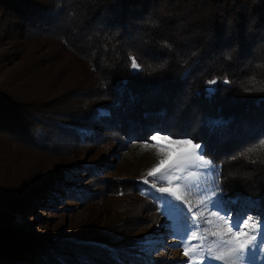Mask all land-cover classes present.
<instances>
[{"label": "trees", "instance_id": "obj_1", "mask_svg": "<svg viewBox=\"0 0 264 264\" xmlns=\"http://www.w3.org/2000/svg\"><path fill=\"white\" fill-rule=\"evenodd\" d=\"M161 7L178 10L191 39L179 41L174 35L176 20H166L151 32L153 42L140 51L150 60L163 59L168 53L155 43L161 38L171 40L184 55L200 48L183 79L175 57L163 74L149 75L143 60L144 68L129 67L126 47L149 32L140 22ZM0 11V37L6 33L23 40L50 39L58 45L60 59L69 57L85 71L79 89L55 101L29 103L0 92V137L31 138L34 143L40 126H53L83 143L97 140L103 128L140 140L157 130L199 137L211 154L219 155L215 160L226 163L220 177L229 197L250 204L253 185L260 191L264 147L257 141L264 138V0H0ZM233 48V60L226 62L223 53ZM216 77L215 85L207 83ZM74 108L77 113L68 111ZM33 114L47 116L46 121H29ZM49 115L59 122L49 123ZM62 172L64 178L70 177ZM58 175L45 183H27L28 190L16 185L11 194L0 193V264H83L80 259L86 254L104 261L94 259L93 264H126L133 253L109 255L95 239L41 248L23 231L16 212L44 196L55 200L54 192L73 187L71 180L60 184L64 178ZM255 198L264 199V194Z\"/></svg>", "mask_w": 264, "mask_h": 264}, {"label": "rangeland", "instance_id": "obj_2", "mask_svg": "<svg viewBox=\"0 0 264 264\" xmlns=\"http://www.w3.org/2000/svg\"><path fill=\"white\" fill-rule=\"evenodd\" d=\"M60 57L58 45H52L50 39L23 40L3 34L0 37V92L29 103L73 95L85 71L69 57ZM77 110L68 111L77 113ZM45 118V115L33 114L29 121L37 123L46 121ZM48 118L49 123L59 122L55 116ZM40 127L41 132L34 131L38 136H33L34 143L31 138L22 137L18 141L17 137L14 140L0 137V193L11 194L19 186L25 190L27 183H45L62 171L70 176L64 178L63 172L58 175L64 178L60 184L71 180L73 187L64 186L69 191L58 190L53 193L55 200L44 196L27 209L16 212L17 223L39 247L54 249L57 244L70 246L67 244L81 239H95L96 244L109 250V255L112 251L133 253L126 264H227V257H216L227 251L226 241L236 234L241 241L255 238V246L241 254L243 259L239 264H264V235L261 234L264 199L255 198L258 193L264 194V183L259 192L253 185L250 204L229 197L226 183L220 177L226 163L215 160L219 155L211 154L203 138L168 133L171 139L199 142L205 153L201 159L211 163L208 167L195 168L194 186L188 191L177 188L181 200L176 201V207L166 208L161 198L168 194L158 189L176 188V184L159 183L148 172L167 159V154L150 137L167 132L157 130L140 140L131 134L103 128L97 140L83 143L53 126ZM257 144L264 147V138ZM247 167L251 168L249 164ZM179 174L191 182L186 172ZM146 179L148 183L144 182ZM180 204L183 208L178 207ZM225 213H230L231 219ZM186 231L192 234L183 240ZM193 235L197 238L193 239ZM186 248L195 250L185 255ZM94 259L103 261L89 254L80 261L93 264Z\"/></svg>", "mask_w": 264, "mask_h": 264}, {"label": "snow or ice", "instance_id": "obj_3", "mask_svg": "<svg viewBox=\"0 0 264 264\" xmlns=\"http://www.w3.org/2000/svg\"><path fill=\"white\" fill-rule=\"evenodd\" d=\"M223 82L227 84L228 77L227 79L223 78ZM207 83L215 85L217 80L211 79ZM150 139L156 142L160 151L167 154V159L161 160L159 167L149 171L148 176L155 177L156 181L162 184H176V188L161 187L158 189L159 192L168 194V196L161 198L165 203V207H176V201L181 200L176 189L183 187L185 191L190 190L191 187L194 186L196 179L194 176V169L197 167H208L211 161L201 159V157L205 156L204 150L199 142L194 143L191 139H171L168 133L153 134ZM182 171L188 174L191 178V182H186L185 176L179 174ZM144 182L148 183L147 179ZM168 197H172V199L169 200ZM178 207L183 208V204L178 205ZM213 207H215V203H213ZM189 211H191V209H189ZM225 215L231 219L230 213H225ZM221 218L223 219V217ZM233 224H236V222L233 221ZM231 231L232 228L229 227L228 232ZM190 234H192L191 231H186L182 239L187 240ZM261 234L264 235V232ZM192 238L196 239L197 237L193 235ZM254 239V237H250L247 240L241 241L236 238V234H234L233 238L226 241L228 246L227 251L218 255L216 258L225 259L227 257V264H239V261L243 259L241 254L246 251H251L252 247L255 246L253 244ZM194 250L195 249L189 250L186 248L184 254L190 255V251Z\"/></svg>", "mask_w": 264, "mask_h": 264}, {"label": "clouds", "instance_id": "obj_4", "mask_svg": "<svg viewBox=\"0 0 264 264\" xmlns=\"http://www.w3.org/2000/svg\"><path fill=\"white\" fill-rule=\"evenodd\" d=\"M176 20V26L174 30V35L181 42H186L191 39V34L188 32V25L185 23L183 18L179 15L178 10L164 8L156 10V13L149 14L145 17L143 21L140 23L142 26L149 30V32L142 34L135 45L127 46L125 51L127 55V59L129 61V67L135 69L144 68L145 64L140 61L143 60L147 64V68L149 69V75L163 74L170 69V64L172 63L173 57H175L176 63L180 66L182 71L178 73L179 77L183 79L187 73L191 70V67L194 65L196 60L200 55V48H192L188 50L186 55L181 54V52L177 49L176 44L167 38L156 39V46L161 50H166L168 55H166L163 59L158 61L150 60L147 57L142 55L140 49L143 47L150 45L153 42V37L151 35L152 31L156 29H160L163 26V22L166 20ZM236 49H229L223 53L224 60L226 62H231L235 55ZM216 77L214 79H218ZM227 79V76L224 77Z\"/></svg>", "mask_w": 264, "mask_h": 264}]
</instances>
